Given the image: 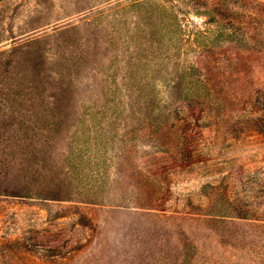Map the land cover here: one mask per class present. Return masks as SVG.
Wrapping results in <instances>:
<instances>
[{"label":"rangeland","instance_id":"1","mask_svg":"<svg viewBox=\"0 0 264 264\" xmlns=\"http://www.w3.org/2000/svg\"><path fill=\"white\" fill-rule=\"evenodd\" d=\"M172 1L0 0V264H264V0Z\"/></svg>","mask_w":264,"mask_h":264},{"label":"trees","instance_id":"2","mask_svg":"<svg viewBox=\"0 0 264 264\" xmlns=\"http://www.w3.org/2000/svg\"><path fill=\"white\" fill-rule=\"evenodd\" d=\"M171 3H172V9H173L176 6V2H175V0H173ZM174 17H175V15L173 13V15L171 16V19L173 20Z\"/></svg>","mask_w":264,"mask_h":264}]
</instances>
